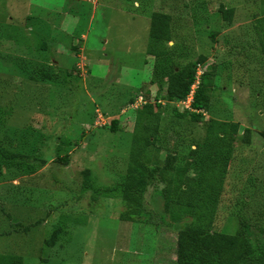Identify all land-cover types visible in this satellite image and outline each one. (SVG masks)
<instances>
[{
  "label": "rangeland",
  "instance_id": "374dc122",
  "mask_svg": "<svg viewBox=\"0 0 264 264\" xmlns=\"http://www.w3.org/2000/svg\"><path fill=\"white\" fill-rule=\"evenodd\" d=\"M219 4L233 9L230 21ZM154 11L171 16L164 58L146 54ZM262 26L264 0H0V147L37 167L29 174L0 167V256L22 264H174L181 238L182 254L197 255L195 242L178 239L188 218L173 222L164 213L159 180L139 190L138 216L120 218L136 109L154 101L161 115L145 166H161L169 154L192 177L198 155L189 151L204 122L231 124L212 230L241 232L251 248L264 244ZM186 63L213 73L198 122L174 114L191 110L185 98H161V80ZM64 155L66 163L57 160ZM132 173L144 178L146 169Z\"/></svg>",
  "mask_w": 264,
  "mask_h": 264
},
{
  "label": "trees",
  "instance_id": "16d2710c",
  "mask_svg": "<svg viewBox=\"0 0 264 264\" xmlns=\"http://www.w3.org/2000/svg\"><path fill=\"white\" fill-rule=\"evenodd\" d=\"M221 17L230 21L233 9L219 4ZM170 21L168 13L154 11L150 14L146 54L154 58H164L171 54L166 44L170 40ZM264 29V26L260 27ZM261 53L264 59V41H261ZM205 60L203 55H198V62ZM196 63H186L180 68H171L165 78L162 93L163 100L167 103L183 100L189 92L190 85L195 81ZM213 73L202 71L198 76L196 87L190 101V111L173 110L178 117L187 116L191 122L201 121L202 110H208L210 91L213 86L211 80ZM160 107V108H159ZM161 106L158 101L143 103L136 109L134 133L131 138L129 159L127 162V177L121 192L125 210L120 213V218L132 221L138 216L140 205L139 190L148 180H159L163 183L161 195L163 198L162 209L173 222L188 221L184 229L178 233V239L185 236L195 242L199 247L196 256L186 257L182 254L181 239L178 241L177 254L174 264H264V244L257 242L254 248L246 235L241 232L233 234L212 230L213 219L218 197L222 189L228 160L232 155L230 123L225 120L209 118L204 122L203 137L193 147L189 155H198V168L192 176L183 174V169L174 167L173 155L166 154L165 162L159 166H145L150 160L151 148L157 136L158 121L161 115ZM203 112V111H202ZM116 119H111L110 130H116ZM246 140V137L244 138ZM193 139L189 141L192 142ZM198 150L199 152L195 151ZM25 155L14 149L0 147V167L6 170L20 169V174H29L36 170L35 163H28L23 159ZM28 156H26L27 158ZM64 163L66 155L58 157ZM136 166L146 169L144 178H136L132 173ZM138 191L136 194L133 190ZM62 226L55 227L50 234L49 243H54ZM63 233V232H62ZM0 256V264H22L20 257Z\"/></svg>",
  "mask_w": 264,
  "mask_h": 264
},
{
  "label": "built area",
  "instance_id": "2783aa9c",
  "mask_svg": "<svg viewBox=\"0 0 264 264\" xmlns=\"http://www.w3.org/2000/svg\"><path fill=\"white\" fill-rule=\"evenodd\" d=\"M199 70H196V77H195V81L190 85L189 88V92L187 93L186 97H185V102L189 103L191 101L192 98V94L194 91V88L196 87L197 81H198V76H199Z\"/></svg>",
  "mask_w": 264,
  "mask_h": 264
}]
</instances>
